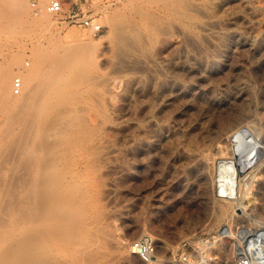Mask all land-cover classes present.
I'll return each instance as SVG.
<instances>
[{"label":"rangeland","instance_id":"rangeland-1","mask_svg":"<svg viewBox=\"0 0 264 264\" xmlns=\"http://www.w3.org/2000/svg\"><path fill=\"white\" fill-rule=\"evenodd\" d=\"M27 1L30 17L32 19H38L39 16H36L31 8V0ZM35 1L38 2L39 0ZM128 1L130 5L132 3L131 6L127 3ZM136 1L139 2L140 0ZM145 1L146 3L149 2L147 4H150V7H147L148 5H146ZM145 1L141 0L139 4L135 2V0H65V10H75L80 16L84 15L94 19L96 22L100 23L101 29L99 31H94L79 23L64 22L61 16L51 15V20L53 19L51 23L52 26L50 25L49 28H46L42 32L22 35L19 37L21 40L4 38L3 41H0V65L5 64L7 58L10 59L13 56H19L20 59L23 58L19 62L20 64L18 63L19 65L14 66L11 86L12 95L15 97L21 96L22 90L16 96L13 90V80L16 76H19L18 72L20 70L24 72L33 67L35 58L34 51H36L38 46L42 44V46L47 47L52 42H60L67 45L69 44L70 46L71 42H84V40L87 42L94 41L92 56L94 55L93 60L98 59L99 66H96L98 65V63H96L97 61L90 60L92 58L86 59V65L88 67L87 77L93 78L92 86L98 88L96 91H101L99 94L102 97L105 96V99L103 98L101 100L103 103H106L104 104V113L106 112L104 122L106 127L109 126L106 130V135L108 134L106 140L108 138L109 142H106L102 160L93 165L91 173L94 176H91V174V178H88V182L90 181L92 185L94 184L92 182H95V185L99 190H102V192L109 190L108 188L111 187V192H109L101 202L104 205L103 209L109 211L110 213H108L111 214L112 217L109 216L111 219L108 218L111 223H109L108 220H105L106 222L104 221L108 228H106L104 223H101L103 225H98V228L95 226L96 229L93 227L95 230L92 229V232L95 231L93 233L96 234L97 231L96 235L98 236L94 238L92 242L93 236L91 235L93 234H91L90 237L92 239L89 237L90 240L88 239V245L90 246V244H92L93 247H98V250L94 252L93 249L95 248L92 247L91 254L94 253L95 256V254L98 255L99 253L101 257L99 255L98 257L101 258V260L99 258L97 261L93 260L92 258L94 256L90 255L92 256V258L90 257L92 261L89 260L87 264H94V261L95 264H99V262L100 264H151L153 261L154 264H235L231 244L232 240L228 234H222L221 230L236 222L250 227L264 228V196H261V194L257 196L255 193L257 190V182H255L254 187H252L254 188L252 189L253 192L248 195V197L251 195L249 197L250 200L246 197L247 195L243 197V201L246 203L248 201L249 203L247 209H237L235 211L237 214L232 213L227 215L219 222L220 224L218 222L214 223L213 200L219 197L217 196L219 189L216 188L217 184H214L216 182H214L215 180L213 177H215L219 171L210 170L208 174H206V180L211 176L209 179L210 182H205V179H193L194 175L189 171V166L191 165L189 163V154L192 149L191 145H193H190V142L193 143L192 141H194L195 136L197 137L199 132L197 130L200 129L202 125L207 124L209 120L207 118L211 115L210 113L215 112L218 105L217 101L222 97L232 95L240 90H244L243 92L247 96L248 94L250 96V93L253 91V94L251 93V96H248L251 99V110L256 113L257 118H263L264 0H219L220 2L218 0H211L214 4H211L212 2L210 0H202V2L205 1V3L203 2L204 6H209L207 9L204 8L205 11L201 9L204 21H202L203 18L201 19L200 11L196 13L197 21L194 23L195 26H185V29L179 20H177L176 23L174 15L172 16V14L166 13L160 3L150 0ZM206 2L209 3L206 4ZM142 3L147 8L143 6L147 14L140 18L136 16L135 13L133 14L132 9L135 4L143 5ZM127 4L130 7L126 6ZM155 4L157 7H155ZM210 4L212 6L217 5L215 10H218V12L213 9L214 6L211 9L210 7L212 6ZM220 4L222 5L220 6ZM151 5L155 8H152ZM117 7H121V9L125 7V10H123L124 12L119 8L117 9ZM157 9L162 10L160 11ZM118 10H121L123 13L121 14V11L119 12ZM209 10H211V12ZM207 11L210 12V15ZM161 12H163V14ZM206 12L211 16V19L207 17L208 15H206ZM112 13L113 16H118V19L124 17V19H127V22L131 21L127 26H139H137V28L140 32V39H137L135 35L130 33L132 35V37L131 35L130 37L134 38H130L133 43L131 47L134 48H130L129 53L131 54L126 56V66L121 68L128 74L132 72L130 75L131 78H141L138 80L141 83H138V81L137 83L135 82L133 87L130 88L131 91L130 89L126 92L121 90L124 88L123 81L127 79L129 75L125 76L127 73H124L121 69L118 71V69L114 67H109L110 65H107V59H105L109 57L108 54L111 53V48L108 46L110 43L108 40L110 41V38L108 37L107 39V37H103V31L108 28V19L112 16ZM164 13L168 14V17ZM128 14L132 15H129V17ZM157 16L159 17L157 18ZM132 19L134 20L133 23ZM163 20L166 22L160 24ZM167 20L169 22L172 20L171 23L175 31L172 30V27V29H170L169 26H171V24ZM208 20L212 22L213 26ZM149 21L153 23H149ZM157 22L160 28L163 26L166 29L168 28L167 31L163 29V27L162 31H164L161 33V29L157 27ZM207 22H210V24L208 25ZM201 23L204 24L201 26ZM167 24L169 26H167ZM151 25H153V28ZM203 26L206 27V31H204L205 28ZM197 27L203 28L197 29ZM148 28L152 30L153 34L157 31L156 39L155 34L153 37L152 32H150L151 30ZM154 28L158 29L153 30ZM177 32H181L182 34H178ZM183 33H185L186 36H184L185 34ZM142 34L144 36L147 34V39L146 37L144 38ZM159 34H161V36H157ZM142 39L145 41L143 42ZM152 39L154 41H151ZM196 39H198V41ZM250 39H252V41ZM1 42H3V44ZM159 42L162 44L158 45ZM251 42H253V44ZM104 44H106L105 47H103ZM106 50L109 51L106 52ZM143 51L145 54L142 53ZM98 53L100 54L99 56H97ZM137 53L141 54L138 55ZM146 54H148V56ZM103 55L105 57L104 59H102ZM138 58H140V60ZM129 59L134 60L132 61L133 64ZM89 60L91 61L90 64ZM170 61L171 63H169ZM92 62L94 65H92ZM129 62L134 67H131ZM141 62L143 64H141ZM103 66H106V68ZM107 68L109 70H107ZM141 68L142 70H140ZM201 69L203 71H201ZM120 71L121 74L119 73ZM142 72L144 73L143 79L141 76ZM99 75L101 76L100 79L98 78L100 77ZM119 75L121 77H119ZM144 75L146 76L144 77ZM123 76L125 77L124 80ZM151 76L154 77L153 80ZM113 79L115 82H118V80L121 81V84L119 82V84L116 83V85L120 87L117 86L116 88L115 86L113 89L114 92L106 89L107 85L112 82ZM97 80L99 81L97 82ZM100 80H102V82ZM154 81L156 83H154ZM99 82L102 83V86ZM152 83L155 85L158 83V85L155 86ZM239 84L241 86L243 85L242 87L244 88L246 85V88L251 90H245L240 87ZM94 87H92V89H94ZM143 88L144 90H142ZM158 90L162 91H159V93ZM120 92H122L123 95ZM115 93L119 94L116 95ZM126 93H128V95ZM163 94L164 96H162ZM252 95L256 98L252 99ZM252 102H254V106ZM0 121H3L2 117H0ZM200 124L201 126H199ZM112 127L113 129H110ZM195 129H197V132ZM193 133H195V136ZM245 133L247 135L245 134V138L243 137L245 139L243 142H248L249 140L254 142V135L249 130ZM118 148L120 150H118ZM256 148V152L242 156L240 158L241 163L249 161L250 155L253 154L255 155L253 164L258 161L262 162L264 160V150L259 145L256 146ZM185 151L187 152L185 153ZM185 160L188 162H185ZM104 162L106 164H104ZM182 169L187 173L184 171L182 172ZM209 173H211V175H209ZM217 176H219V174L216 175V179L219 178ZM227 178L228 177L225 176L223 179L226 180ZM227 180H229V178ZM227 180L226 183H229L230 180L228 182ZM229 184L230 187H235L236 182L234 184L230 182ZM219 193L220 192H218V194ZM107 197L108 200L106 199ZM109 198L111 199L109 200ZM102 226L103 229H101ZM102 230H105L103 234L101 233ZM99 233H101V235ZM95 234L94 237H96ZM145 235L152 236L156 243L155 254L148 263L142 262L135 253H132V242ZM122 236L129 239L128 248L121 247L122 249H120V247L114 244V241ZM204 242L205 244L207 243V246H204ZM125 254H129L130 256ZM127 256L131 258V261ZM184 256H188V260L190 261H185ZM87 261L88 260H86V262ZM69 263L74 264L72 260Z\"/></svg>","mask_w":264,"mask_h":264},{"label":"bare ground","instance_id":"bare-ground-1","mask_svg":"<svg viewBox=\"0 0 264 264\" xmlns=\"http://www.w3.org/2000/svg\"><path fill=\"white\" fill-rule=\"evenodd\" d=\"M150 1L160 3L166 13L168 12L172 14V16H175L176 23L177 20L180 21L184 29L185 26L194 25L197 21L196 13H199L201 9L204 10V8L207 9V7H209L208 5H205V7L203 4V2L205 3V1L208 0L203 2L202 0ZM135 2L137 1L135 0ZM47 3L48 0H39L37 2L41 13L36 15L39 16L38 19H32L30 17L27 0H0V41H3L4 38L20 39L19 37L22 35H30L31 33L37 34L46 28H49L53 20H51V15L54 14L46 11ZM127 3L130 5L129 1ZM147 3L146 5H148ZM207 3L209 2H206V4ZM128 4L126 5L128 7L132 5V3L130 6ZM139 4L134 5L132 12L141 18V16H146L147 12L144 9V4ZM211 4L214 3L212 2ZM222 4H220V6ZM149 5L147 7H150ZM152 5V8L157 7L156 4L155 7ZM213 6L210 8L212 9ZM215 7H217V5L214 6V10ZM118 8L119 7H117V9ZM124 8L125 7L121 9L120 7L119 9L123 11L125 10ZM122 11L121 14L124 12ZM209 11L211 12V10ZM207 12L206 15H208ZM216 12H218V10ZM161 13L163 14V12ZM116 14L118 15L117 12ZM200 14L202 19L204 17L202 16V11ZM129 15L131 16L132 14H128V16ZM209 15L207 17H210L211 19V16ZM166 16L168 17V14H166ZM158 17L159 16H157V18ZM108 21L109 26L106 29L104 28L105 30L103 29V37H107V39L108 37L110 38V41L108 40V42H110L108 46L111 48V53L108 54V58H105L103 55L102 59H107V65H110L109 67H114L119 71L123 66H126V56L131 54L129 53L133 44L131 39H134L131 38V34L135 35L137 39H140V32L137 28L138 25L127 26V24L131 23V21L127 22V19H124V17L118 19V16H113V13L112 16L109 17ZM198 21L201 22L200 20ZM202 21H204V18ZM133 22L134 20L132 23ZM162 22L165 23L166 21L163 20L160 24H162ZM171 22H169L171 26H169V23V25L167 24L170 29L174 27ZM210 22H207V24L209 25ZM149 23L153 22L149 21ZM204 23H201L200 25L202 26ZM211 25L213 26L212 22ZM151 26L153 28V25ZM157 27L160 28L159 25ZM163 27L160 28V31H162ZM203 27L205 28L204 31H206V27ZM201 28L197 27V29ZM156 29L154 28L153 30ZM163 29L167 31L168 28L166 29L164 27ZM174 29L175 28L172 30L175 31ZM163 31L161 33H163ZM150 32H152V30ZM156 32L157 31L154 33L155 39L157 34ZM148 35L152 36L151 34ZM146 36H144V38ZM157 36H161V34ZM184 36H186V34ZM196 40L198 41V39ZM250 40L252 41V39ZM151 41L154 40L152 39ZM1 43L3 44V42ZM251 43L253 44V42ZM70 44L71 45L69 46V44L67 45L60 42H52L47 47H44L41 44V46L36 48V51H34L35 55L33 54L35 56L33 67L24 72L20 70L18 72L19 76H16L21 78V96H17L18 93L16 94L17 97L13 96L11 86L14 66L19 65V62L23 58L20 59L19 56H13L10 59L7 58V62L5 64L0 65V117L3 119V121H0V264H71L69 263L71 260L74 264H87L89 263V260L92 261V259L97 261L99 258L98 255L100 256L99 253L98 255L95 254L97 258L94 256L93 252L98 250V247H93L92 244L89 246L88 239L90 235L93 234L91 235L93 236V242L94 238H97L98 235H96L97 231L95 234L93 233L95 231L92 232V229L95 230L101 223H104L105 225L108 218L111 219L109 217L111 216V214H109L110 212L103 209L104 205L101 202L102 199L105 198L109 192H111V187L108 188L110 191L106 190L102 192V190H99L95 185V182H92L94 183L93 185L90 184L91 182H88V178H91L90 175L92 174L91 169L93 168V165L102 160L106 142L109 140L108 138L106 140V136H108V134L106 135V130L109 126L106 127L104 122V116L106 114V112L104 113V104L106 103H103L101 100L103 98L105 99V96L102 97L99 94L101 91H96L98 88L92 86L93 78L87 77L88 67L86 65V59L92 58L90 60H95V62L97 61L96 63H98V59L93 60L94 55L92 56L94 41L87 42L84 40V42H71ZM105 45L106 44H104L103 47H105ZM147 45L149 46L148 42ZM107 51L109 50H106V52ZM142 53H144V51ZM137 54L140 55L141 53ZM99 55L100 54L98 53L97 56ZM146 55L148 56V54ZM138 59L140 60V58ZM132 61L134 60H131V62ZM90 63L91 61L89 64ZM169 63H171V61ZM129 64L131 63L129 62ZM132 64L130 66L134 67ZM141 64L143 63L141 62ZM92 65H94L93 62ZM96 66H99V63ZM103 67L106 68V66ZM108 68L107 70H109ZM121 70L123 71V69ZM140 70H142V68ZM201 71L203 70L201 69ZM112 72L116 73L114 71ZM123 72L125 73L126 71ZM119 73L121 74V71ZM130 73L132 74V72ZM131 74L127 73L125 76L129 75V77L125 80V77L123 76L124 88L121 89L124 90L123 92H126L127 90L129 91L135 82L137 83V81L141 79L139 77L131 78ZM143 74L144 73L142 72V79ZM145 76L146 75H144V77ZM152 76L151 78L153 80L154 77ZM119 77L121 76L119 75ZM98 78L100 79L101 76ZM98 81L99 80H97V82ZM100 81L102 82V80ZM113 81L107 85L106 89L108 91L112 90L114 92L113 89L115 86L116 88L119 86L116 85V83L119 82L121 84V81L119 80L118 82H115L113 79ZM138 83L141 82L138 81ZM154 83L156 82L154 81ZM100 85L102 86V83ZM242 86L240 85V87ZM92 87H94V89H92ZM244 89H247L246 85ZM142 90H144V88ZM159 91L160 90H158V92ZM243 91L240 90L232 95H227L219 99L217 101L218 105L215 112H211V115L207 118L209 119L207 124L202 125V127L198 130L195 129V131L197 130L199 132L197 137L195 136V133H193L195 138L194 141L191 140L193 143L190 142V145H193H191L192 149L190 148L191 151L189 154V163L191 164L189 166V171L194 175L195 178L193 177V179L206 180V174H208L210 170L219 171V176H217L219 178H215L216 175H218L216 173L215 177H213L215 180L214 182H216L214 184H217L216 188H218V192H220L219 194L217 192V196L219 197H216V199L213 200L214 223H219L229 214H237V212H235L237 209H247L249 203L248 201V204L243 201V197L244 195H247L246 197H248V195L253 192L252 189L254 188L252 187H254L255 182H257V190L255 193L257 196L259 194L264 196V160L253 164L255 156L253 154L250 155V159L246 163H241L240 161L242 156L256 152V146L258 145L264 150V116L263 118H257L256 113L251 110V99L249 97L253 91L250 93V96L248 94L249 97L245 95ZM120 93L123 95L122 92ZM128 93L126 94L128 95ZM115 94L118 95L119 93ZM162 96H164V94ZM253 98L256 97H253L252 95V99ZM253 103L254 102H252V105ZM199 126H201V124ZM110 129H113V127ZM247 130L254 135V142L250 140L248 142H243L245 140L244 136ZM118 150L120 149L118 148ZM186 152L187 151H185V153ZM105 162L104 164H106ZM185 162L188 161L185 160ZM183 171L184 170L182 169V172ZM211 173H209V175H211ZM91 176L94 175L92 174ZM225 176H227L233 184L236 182L235 187H230V182L226 183L228 178L224 180L223 178ZM210 178H208L205 182H210ZM229 180H227V182ZM106 199L108 200V197ZM110 199L111 198H109V200ZM109 221L110 220H108V222ZM105 226L108 228L107 225ZM101 229H103V226ZM103 231L105 230H102V234ZM101 233L99 234L101 235ZM94 234L96 237H94ZM114 244L120 247V249H122L121 247L128 248L129 239L122 236L115 240ZM205 245L207 246V243L205 244L204 242V246ZM88 246L90 250L88 249ZM92 247L95 248L93 249V254H91ZM90 255H93L96 259L94 257L92 258ZM125 255L130 256L129 254ZM99 259L101 260V258ZM130 259L131 258H129V260ZM86 260L88 261L86 262ZM151 264H154V261Z\"/></svg>","mask_w":264,"mask_h":264},{"label":"built area","instance_id":"built-area-1","mask_svg":"<svg viewBox=\"0 0 264 264\" xmlns=\"http://www.w3.org/2000/svg\"><path fill=\"white\" fill-rule=\"evenodd\" d=\"M30 5L35 15L41 13L35 0H31ZM46 11L61 16L64 22L79 23L94 31L101 29L100 23L94 19L84 15L80 16L75 10H65V0H48ZM20 88L21 78L15 77L13 81L14 92L16 94L20 93ZM221 233L228 234L232 240L235 264H264V228L250 227L236 222L231 224L230 227H224ZM132 250L142 262L148 263L155 254V240L150 235L142 236L132 242ZM184 259L190 261L188 256H184Z\"/></svg>","mask_w":264,"mask_h":264}]
</instances>
